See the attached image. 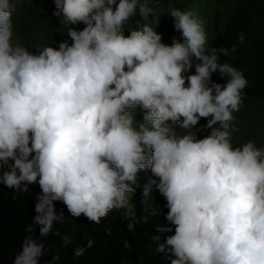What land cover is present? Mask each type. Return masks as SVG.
<instances>
[{
  "label": "clouds",
  "instance_id": "obj_1",
  "mask_svg": "<svg viewBox=\"0 0 264 264\" xmlns=\"http://www.w3.org/2000/svg\"><path fill=\"white\" fill-rule=\"evenodd\" d=\"M54 3L72 43L33 54L14 40L11 0H0V185L41 189L13 264H40L43 241L63 222L56 202L97 225L127 209L134 231L130 198L148 170L156 179L142 195L147 202L155 189L166 200L168 224L153 240L170 264H264V147L233 144L249 82L220 62L230 49L210 47L195 12L175 8L169 15L183 42L166 45L154 0ZM137 14L153 19L127 29ZM81 23L83 30L71 27ZM214 73L226 83H215ZM137 107L144 110L138 125ZM201 119L207 124L197 128ZM204 128L210 134L198 139Z\"/></svg>",
  "mask_w": 264,
  "mask_h": 264
},
{
  "label": "trees",
  "instance_id": "obj_2",
  "mask_svg": "<svg viewBox=\"0 0 264 264\" xmlns=\"http://www.w3.org/2000/svg\"><path fill=\"white\" fill-rule=\"evenodd\" d=\"M220 2V0H218ZM13 13L14 40L33 54L45 46L57 47L60 42L71 39L60 24V18L49 19L47 11L50 0H11ZM201 0H154L156 7L167 9L191 10L198 15L197 4ZM56 7V6H55ZM174 25L173 18H169ZM76 30H83L86 25H72ZM214 36L210 47H227L228 56H221V63H229L242 71L248 80L245 109L257 104L260 114L264 117V0H235L232 12L224 23L220 10L215 12L213 24ZM245 39L240 42L239 35ZM235 51H231L232 48ZM213 81L225 84L226 80L218 73L213 74ZM144 110L137 107L134 120L143 123ZM211 129L200 135L203 139ZM156 179L151 171L138 174L135 193L130 202L134 205L136 216L135 230L129 231V220L116 209L99 225L90 222L85 216H73L62 202H56L57 212L63 213V222L57 223L52 235L46 238V252L40 264H170L164 255L156 251L153 240L158 225H167L166 200L155 189L151 200L145 202L142 195L143 185L148 179ZM41 192L37 184L29 186L28 193H16L4 185H0V264H13L15 255L21 251V243L25 236V228L32 224L35 216L34 205L36 196ZM158 210L159 215H151V209ZM171 226V225H169ZM35 236L39 239V228ZM110 233V234H109ZM174 233V228L172 235ZM70 241V243H66ZM94 241L91 248L87 242ZM126 242L130 247L126 246ZM87 248L83 256L74 254L76 248ZM59 259H55V257Z\"/></svg>",
  "mask_w": 264,
  "mask_h": 264
},
{
  "label": "rangeland",
  "instance_id": "obj_3",
  "mask_svg": "<svg viewBox=\"0 0 264 264\" xmlns=\"http://www.w3.org/2000/svg\"><path fill=\"white\" fill-rule=\"evenodd\" d=\"M234 4L235 0H220V2H218V0H201V3L197 4V7L199 9L197 16L203 22L205 31L208 34V44L214 36L213 24L215 21V12L217 10H220L224 23H226L232 12ZM153 7L155 14L159 16V24L156 25V31L161 34L162 42L169 46L172 45L174 39L183 42L182 34L177 32L174 28V25L170 23V9L156 6ZM56 10L57 9L55 7L54 0H50L47 11L49 19H53L56 17L54 15ZM152 19L153 17H149V20L144 21L139 17V14H137V16L134 17L128 25H126V28L130 30H139L144 23H151ZM127 29L125 30L126 36L130 34ZM198 62L199 61H193L194 65ZM189 74H195V67H193L191 73ZM236 118L237 123L235 127L237 130L233 133L232 136L234 146H239L247 141H254L258 147H264V117L260 114L257 104L245 109L243 112L238 114ZM206 124L207 120L201 119L200 124L197 126V128H203ZM209 130L210 129L207 128H204V130L201 129L200 132L197 133V137L200 138V135L205 134ZM177 131H180L178 134H182V130L177 129ZM118 211L123 215V213L126 212L127 209Z\"/></svg>",
  "mask_w": 264,
  "mask_h": 264
}]
</instances>
